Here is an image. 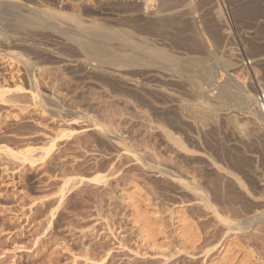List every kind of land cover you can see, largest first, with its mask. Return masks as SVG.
I'll list each match as a JSON object with an SVG mask.
<instances>
[{"label":"rangeland","instance_id":"374dc122","mask_svg":"<svg viewBox=\"0 0 264 264\" xmlns=\"http://www.w3.org/2000/svg\"><path fill=\"white\" fill-rule=\"evenodd\" d=\"M0 1L8 4L14 3L13 5L21 10L18 12L19 10L15 8L18 10L17 12L24 14L23 16H27L25 14L28 13L32 15L36 11H51L50 20L54 19L51 22H54L56 26L38 28L36 26L39 25L30 26L28 24L27 27L20 28L16 26L17 20H15L16 23L9 22L8 19L12 21L15 19L14 17L4 12L6 18L5 15L3 16V12H0L2 14H0V36L5 35L4 38L0 37V44L2 43L0 52L3 54H0V93L3 92L0 96V149H2L0 150V264H207V262L210 264L211 259H218V253L225 244L229 245V248H234H232V252H238L235 254L236 256L234 252H231L235 257L232 260V262H236L235 264H240L241 258L239 256L243 257L245 253L247 258L245 255V258L242 259L245 260L248 257L251 259V261L248 259L247 263L264 264V130L260 123H255L251 117H244V114L237 109L231 111L233 114L225 112L227 110L224 108L227 104H241V98H237L241 103L231 101V99H228L229 102L226 99L219 100L218 87L215 89L212 84L208 83V81L211 82V78L207 80V83L204 81V86L207 87V84H210L212 87L208 86L207 88H213L210 90L211 93L207 92L209 95L202 93V91L201 93L194 92L190 86L189 88L186 87L189 83H184L187 79L182 74L183 76L178 79L180 81L172 86L174 94L176 93L171 97L174 99L170 97L162 98V100L156 98L159 104L165 101L164 104H157L158 106L163 107L166 103H170L160 110L174 115L175 121H171L170 128L172 131H176L175 134L178 131L176 136L182 139L179 140L182 142L180 144L183 145L182 147L186 146V149H181L178 147L180 144H175L179 141L165 140L158 130L151 127L148 129V118L151 116L152 119H155L151 110L156 109V112L157 109L159 110L151 102L148 103V84L145 85L148 83V65L135 63L136 65L127 66L129 68L124 66L121 67L123 70L120 68L121 70L116 69V71L113 65H109V63L108 66L105 63L101 65L102 63L98 62L103 70L97 69L99 67L97 61L87 59L88 57L85 55L82 57L84 53L79 50L82 48L77 43L74 46L73 41L75 42V40H71L73 39L72 36L69 38L68 32L74 33V29L77 27L76 20H81L82 25H90L91 27L100 24L106 25L105 27L110 31L114 29V32H121V30L126 29L123 31L124 33L131 31L128 34L131 37L135 35L132 37L133 39L131 38L132 40L130 39L131 41L141 42L143 40V43L148 45L145 43L148 40V0ZM161 1H163L165 8L170 7L169 9H173L172 11L174 9L178 11L171 12L169 9V11H165L163 15L165 17L161 16L160 23L155 25L153 33L165 39L168 37L166 41L172 44L169 45L172 47L171 49L182 57L185 56L184 52H187L190 55L203 54L202 56L206 55L208 58L211 52L216 50L211 54L212 57H209L210 63L213 64L215 61V64L221 63L218 61L222 56L227 57L224 60L231 62L235 60L236 64H232V66L239 63L237 67L230 68L229 65L228 68L222 66L223 64H214V70L218 67L214 72L220 70L222 78L219 81L226 80L228 84H232L230 92L235 90L234 92H238L242 99L250 98V95L253 94L250 98L252 100L247 98V102L250 105L253 104L254 93L262 88L264 92V0H194L196 3L192 0L194 5L185 6L183 4L185 7H181V9L179 6L183 2H188L187 0H175V2L174 0H167V4L166 0ZM145 2L147 3L145 4ZM155 7L157 5L153 9H156ZM188 7H191L195 12ZM170 14H174V16ZM222 20L223 23H221ZM55 21H57L56 24ZM13 24H16L18 29ZM23 24L26 23H22L20 26L27 25ZM191 25H195L193 29L190 28ZM50 28L52 29L50 30ZM66 28H68L67 33L64 32ZM77 30L80 29H76V32H78ZM196 30L205 36L197 33ZM72 32H69L70 35ZM65 34H68L67 37ZM145 35L147 38L144 42ZM7 37L8 39L11 38L8 40ZM202 37L205 39L202 40ZM117 38L115 39L116 42L114 39H112L114 42L111 40L114 48H119L122 43L121 38H119L120 41L118 42L120 43L118 44ZM19 39L22 41L19 42ZM207 43L208 46L205 49ZM38 45L39 47H37ZM196 46L199 47V53L193 52ZM118 48L116 49L118 50ZM229 49L233 51L231 52ZM5 50L8 52L13 50L16 53H4L7 52ZM127 50H129L128 47H126ZM58 53L62 55L59 56ZM216 54L219 56L217 57ZM230 55L234 57L231 58ZM211 58L212 60H210ZM218 58L219 60H217ZM24 61L28 62V67ZM225 67L226 69H224ZM114 72L118 73L115 74ZM29 73L33 74L36 85L41 92L43 91L41 96L45 97H41V102L38 104H34L28 91H26L28 80L32 77ZM119 73L122 76L126 73L125 77L129 75L133 79L126 80L121 75L119 76ZM228 76L233 79H228ZM134 78L138 79L137 82ZM193 78L198 79V82L201 81L199 77ZM18 85H21L25 90H18ZM136 87L138 90L135 89ZM233 91L229 95L238 97L239 95ZM247 91L250 92V95ZM177 93L180 97H176ZM201 95L202 97L208 95V110L207 106L205 108L206 103L200 102ZM210 95H213V98ZM179 98H182L183 103ZM197 99L200 100L199 103ZM217 99L222 102L220 103ZM48 100L50 101L48 102ZM185 100L189 104L185 103ZM190 100L192 101L190 102ZM169 101L175 102L174 105ZM245 101L244 104L240 105V108L244 105L247 106ZM51 102L56 105H52ZM223 102L225 105L222 104ZM178 103L181 104V108L182 104H185L189 107L188 109L192 106L190 110L196 108V111H191L193 113L189 112L188 109L181 111L178 108L180 107ZM192 103L195 104L192 105ZM215 103V106L219 108L217 107L216 110L212 111L210 108H215L213 105ZM199 104L201 106L204 104V107ZM185 105L183 106L185 107ZM252 106L249 107L252 108ZM217 111H220L219 114ZM178 112L181 114H177ZM196 112H200V114L198 115ZM207 112L209 117L206 115ZM211 113L215 115H211ZM184 114L187 118L184 117ZM228 116L231 121V116L233 118L237 116V120L234 119L229 122ZM235 120L241 121L240 123H244L246 120L249 122L246 121L244 126H238L237 123L233 126ZM192 122H194L195 127L192 126ZM94 123L97 126L93 125ZM239 127L242 129L237 131ZM59 128H63L71 134L67 138L64 136L55 140V146L49 154L50 156L48 155L49 157L37 159L39 146H45L49 137L54 136V132ZM150 130H153V133L152 131L149 132ZM191 133L193 135L199 133L197 135L200 138H197V135L195 138ZM172 141L175 142L172 143ZM123 144L128 146L127 149L130 151H124ZM28 145L29 148H37L32 153L33 159L35 158L33 164L22 163L4 152L7 147L19 150L24 149V147L28 148ZM131 153L139 158H135ZM218 166L220 167L218 168ZM180 167L181 169H176ZM175 173L182 175V178H189V181L190 177L191 180L192 177L194 178L192 181H198L196 183H200V186L206 190L204 196L210 200L209 203H212L219 213L230 218L229 224H223L222 221L218 220L212 210H207L204 201L195 196L196 194H191L190 189L186 191L181 183L178 184L172 180L171 175ZM93 175L98 177V182L86 180ZM67 179V183H64ZM126 185H135L140 195L143 194L141 197L147 205L148 216H150V221H154L155 232L157 231L156 236H154L155 245H150L147 243L148 241L141 239L136 226L128 218L129 215L127 214L130 209L123 200H120L121 188L127 187ZM60 188L63 189L62 195ZM249 194L254 197H250ZM177 209L178 213H176ZM180 212L185 214L183 216L190 221L193 228L195 227L194 230L196 229L197 236L200 238L191 250L186 249L190 254L178 251L180 242L175 235L173 213L181 215ZM234 223L236 227L240 226L236 228ZM227 230L231 231L228 232ZM206 250L207 254H204ZM218 250L219 252H217ZM248 254H252L254 259Z\"/></svg>","mask_w":264,"mask_h":264},{"label":"bare ground","instance_id":"6f19581e","mask_svg":"<svg viewBox=\"0 0 264 264\" xmlns=\"http://www.w3.org/2000/svg\"><path fill=\"white\" fill-rule=\"evenodd\" d=\"M177 1V0H176ZM186 1V0H185ZM188 2H190V3H188V2H180V3H182L181 4V6H179L180 7V9H181V7L183 8V7H185L186 5H194L191 1L192 0H187ZM194 1V0H193ZM257 1V0H256ZM174 2H175V0H174ZM195 2V1H194ZM147 2H145V4H146ZM169 3V2H168ZM172 3V2H171ZM186 3H188V4H186ZM196 3V2H195ZM199 3V2H198ZM208 3V2H207ZM216 3H217V1H216ZM215 3V4H216ZM14 4V3H13ZM13 4H8V3H6V2H1L0 1V12H3V16L5 15V14H9L10 16H12V17H14L15 19H13L12 21L10 20V19H8L9 20V22L11 23V22H13V23H16L15 22V20H17L18 21V23H17V25L16 26H19L20 28L21 27H27L28 26V24L30 25V26H36V25H39V26H36V27H43V28H45V27H51V26H53L54 25V22H51V21H54V19H53V17H52V19L53 20H50L51 19V16H52V13H51V11H44L43 9H41V10H43V11H34L35 13H33L32 15H30L29 13L28 14H25V15H27V16H23L22 15V13H18V12H20L21 10H19L17 7H16V5H13ZM164 4H165V2H164ZM166 4H167V0H166ZM170 4V3H169ZM176 4V3H175ZM175 4L173 5V6H175ZM177 4H179V3H177ZM183 4H185V6L183 5ZM224 4V3H223ZM264 4V3H263ZM144 5V4H143ZM153 5V6H152ZM155 5H157V7H155L156 9H153L154 8V6ZM183 5V6H182ZM206 5V4H205ZM150 6H152V7H150ZM165 5H163V1H161V0H148V42L146 41L145 42V39L147 38L146 37V35L143 37L144 38V42L145 43H148V45L146 44H144L143 43V40L141 41V42H137L136 41V39H135V41L136 42H134V40L133 41H131L133 38V36H135V35H133L132 37L130 36V34H128L129 32H131V31H129L128 33H124L123 31H125L124 29L123 30H121V32H123V33H121V32H119V31H117V32H114V29L112 30V31H110L107 27H105V26H103V25H101L100 23V25H92L93 27H91L90 25L88 26H86V25H82L81 23V20H76L77 21V23H75V24H77V27L74 29V33L72 32V31H69L70 33L72 32V34L70 35V33L68 32V34H69V38H70V36H72L73 37V39H71L72 41L73 40H75V42L73 41V43H74V46H75V43H77L82 49H79V50H82V52L84 53L83 54V56L82 57H84V55L85 56H87L88 58L87 59H95L96 61H97V64H98V62H100V63H102L101 65H103L104 63L105 64H107V66H108V63H109V65L111 64V65H113L114 67H115V70L117 69H119V70H121L122 68L121 67H124L125 66V68H129V67H127V66H129V65H134L135 63H140L139 65H148V83H146L145 85L147 86V84H148V103L149 102H151V104H153L154 106H156L157 108H159V110L157 109V112H156V109L155 110H151V111H153V116H155V119H152L151 118V116L149 115V113H148V116H150L149 118H148V129H149V127H151L152 129H154V130H158L159 132H161V134L163 135V139L165 138V140H175V141H181L182 139L179 137V136H176L177 135V133H178V131H177V133L175 134V132L176 131H172V129L170 128V126H171V121L172 120H174L175 121V117H174V115H171L170 113H167V112H165L164 110H160V109H162L163 107H165L167 104H170V103H166V105H164L163 107L162 106H158V105H160V104H164L165 103V101H163L164 103H160L159 104V102L158 101H156V98H159V99H161L162 100V98H167V97H172L173 95H175L174 94V88L172 87V86H174V85H176V83H177V81H180V80H178V79H180V77L181 76H183L184 75V77H186L185 79H187L184 83H186V82H188L189 83V85L187 86L186 85V87H188L189 88V86L191 87V89H193V91L195 92V91H198V93L200 92L201 93V91H202V93L204 92L205 94L208 92H210L211 93V91L210 90H213V88H217L218 87V94L217 95H219V97H220V99L219 100H228V99H231V101L233 100V101H239V100H237V98H241V100H242V103L244 104V101L248 98H246L245 100L244 99H242V96H240V94H238V92L236 93V92H234L233 90H231V92L233 91V93H236V94H238L239 96L238 97H236L235 98V96L233 97V95H229V94H231V92H230V86L232 87V84L230 85V84H228V81H226V80H224L223 82H220L219 80L222 78V74H221V72H220V70H219V72H214V71H216L217 70V68H216V70H214L213 69V65L215 64V62L212 64V63H210L209 62V57L211 56V54L212 53H214V52H211L210 50V52H211V54L209 53V51H208V53L210 54L209 55V57L207 58V56L205 55V56H202V55H200V54H197V55H195V54H187V52L185 53L184 52V54H185V56H179L178 54H176L175 52L176 51H173L171 48V46H169L171 43L169 42L168 43V41H166V39L168 38H164V37H158V36H156L154 33H153V31H154V28H155V25L160 21V19L162 18L161 16H163L164 15V13H165V11H171V12H175V11H178V10H175L174 9V11H172L171 9H169V8H165L164 7ZM177 6V5H176ZM197 6V5H196ZM212 6V5H211ZM206 7V6H205ZM209 7V6H208ZM231 7V6H230ZM15 8H17L18 10H16ZM20 8V7H19ZM146 8V7H145ZM175 8V7H174ZM177 8V7H176ZM189 8V7H188ZM191 8V7H190ZM189 8V9H190ZM203 8V7H202ZM25 9V8H24ZM169 9V10H168ZM188 9V10H189ZM220 9V8H219ZM33 10V9H32ZM140 10V9H139ZM146 10V9H145ZM184 10V9H183ZM187 10V9H186ZM191 10L192 11H194L192 8H191ZM191 10H189V11H191ZM202 10V9H201ZM208 10V9H207ZM215 10V9H214ZM18 11V12H17ZM134 11V10H133ZM144 11V10H143ZM191 11V12H192ZM212 11V10H211ZM4 12H6L5 14H4ZM170 12V13H171ZM188 12V11H187ZM195 12V11H194ZM194 12H192V14L194 13ZM199 12V11H198ZM214 12V11H213ZM219 12V11H218ZM117 13V12H116ZM128 13V12H127ZM168 13V12H167ZM166 13V14H167ZM183 13V12H182ZM190 13V12H189ZM197 13V12H196ZM200 13V12H199ZM1 14V13H0ZM21 14V15H20ZM72 14V13H71ZM71 14L69 15L68 14V16H71ZM129 14V13H128ZM165 14V15H166ZM178 14H181V13H179L178 12ZM187 14V13H186ZM185 14V15H186ZM192 14L190 15L191 17H192ZM205 14V13H204ZM2 15V14H1ZM54 15V14H53ZM56 15V14H55ZM91 15V14H90ZM121 15V14H120ZM132 15V14H131ZM171 16H174V14L172 15V14H170ZM182 15V14H181ZM189 15V14H188ZM193 15H195V14H193ZM215 15V14H214ZM6 16V15H5ZM145 16V15H144ZM167 16V15H166ZM169 16V15H168ZM171 16H169V17H171ZM176 16V15H175ZM216 16V15H215ZM222 16V15H221ZM1 17V16H0ZM9 17V16H8ZM163 17H165V16H163ZM168 17V18H169ZM177 17V16H176ZM183 17H186V16H183ZM219 17V16H218ZM6 18H7V16H6ZM10 18V17H9ZM180 18H182V17H180ZM179 18V19H180ZM193 18H195L194 16H193ZM203 18V17H202ZM205 18V17H204ZM220 18V17H219ZM68 19V18H67ZM71 19V18H70ZM74 19V18H73ZM94 19V18H93ZM188 19V18H187ZM192 19V18H191ZM90 20V19H89ZM167 20H169V19H167ZM178 20V19H177ZM198 20V19H197ZM196 20V21H197ZM226 20V19H225ZM260 20V19H259ZM7 21V20H6ZM73 21H75V20H73ZM165 21V20H164ZM191 21V20H190ZM194 21V20H193ZM193 21H192V24H193ZM199 21V20H198ZM210 21V20H209ZM217 21V20H216ZM227 21V20H226ZM262 21V20H261ZM8 22V23H9ZM19 22H21V23H19ZM56 22L57 21H55V24H56ZM60 22V21H59ZM93 22V21H92ZM180 22V21H179ZM188 22V21H187ZM218 22V21H217ZM220 22V21H219ZM249 22V21H248ZM22 23H26V24H23V25H26V26H20V24H22ZM63 23V22H62ZM84 23V22H83ZM89 23V22H88ZM160 23V22H159ZM195 23V22H194ZM198 23V22H197ZM209 23V22H208ZM214 23V22H213ZM221 23H223V20L221 21ZM220 23V24H221ZM225 23V22H224ZM1 24H2V22H1ZM58 24V23H57ZM74 24V23H73ZM139 24V23H138ZM165 23H163V25H164ZM170 24V23H169ZM183 24V23H182ZM203 24V23H202ZM217 24V23H216ZM5 25H6V23H5ZM9 25V24H8ZM14 25V24H13ZM13 25H11V26H13ZM14 25V26H15ZM166 25V24H165ZM187 25H189V24H187ZM228 25V24H227ZM240 25V24H239ZM10 26V27H11ZM15 26V27H16ZM29 26V27H30ZM58 27H59V25H57ZM146 26V25H145ZM158 26V25H157ZM169 26V25H168ZM173 26H175V25H173ZM180 26V25H179ZM184 26V25H183ZM192 26V25H191ZM190 26V28H192L193 29V27L195 26V25H193L192 27ZM206 26V25H205ZM5 27V26H4ZM9 27V26H8ZM9 27V28H10ZM36 27H34V28H36ZM54 27H56L55 25H54ZM57 27V28H58ZM61 27V26H60ZM111 26H109V28H110ZM140 27V26H139ZM144 27V26H143ZM161 27V26H160ZM214 27V26H213ZM237 27V26H236ZM63 28V27H62ZM61 28V29H62ZM80 29L78 32H76V29ZM120 28V27H119ZM169 28V27H168ZM167 28V29H168ZM182 28V27H181ZM187 28V27H186ZM212 28V27H211ZM221 28V27H220ZM224 28V27H223ZM228 28V27H227ZM16 29H18L17 27H16ZM37 29V28H36ZM52 28H50V30H51ZM68 28H66V30H64V32L65 33H67V30ZM110 31H108V30ZM111 29V28H110ZM165 29V28H164ZM194 29H196V28H194ZM198 29V28H197ZM5 30V29H4ZM3 30V31H4ZM20 30V29H19ZM24 30V29H23ZM29 30V29H28ZM38 30V29H37ZM55 30V29H54ZM63 30V29H62ZM72 30V29H71ZM140 30V29H139ZM170 30V29H169ZM201 30V29H200ZM199 30V31H200ZM217 30V29H216ZM2 31V30H1ZM53 31V30H52ZM59 31V30H58ZM116 31V30H115ZM156 31V30H155ZM171 31V30H170ZM173 31V30H172ZM192 32H193V30H191ZM202 31V30H201ZM204 31V30H203ZM223 31V30H222ZM228 31V30H227ZM243 31V30H242ZM24 32V31H23ZM141 32V31H140ZM157 32H158V30H157ZM166 32H168V31H166ZM176 32V31H175ZM179 32V31H178ZM188 32V31H187ZM196 32H197V30H196ZM229 32V31H228ZM57 33V32H56ZM60 33H62V31H60ZM174 33V32H173ZM180 33V32H179ZM189 33V32H188ZM197 33H201V32H197ZM68 34H65V36L66 35H68ZM134 34V33H133ZM175 34V33H174ZM187 34V33H186ZM190 34H193V33H190ZM198 34V35H199ZM15 35H17V34H15ZM158 35V34H157ZM161 35V34H160ZM176 35V34H175ZM194 35V34H193ZM201 35H204V34H202L201 33ZM231 35V34H230ZM2 36V35H1ZM0 36V37H1ZM5 36V35H4ZM4 36H2L3 38H4ZM7 36V35H6ZM11 36V35H10ZM13 36V35H12ZM18 36V35H17ZM120 36V37H119ZM168 36V35H167ZM188 36V35H187ZM200 36V35H199ZM198 36V37H199ZM205 36V35H204ZM207 36V35H206ZM210 36V35H209ZM227 36V35H226ZM1 37V38H2ZM9 37V36H8ZM8 37H7V39H8ZM67 37V36H66ZM117 37H119V38H121V44H120V46H119V48H121V49H119L118 47H116V48H118V50L116 49V48H114V44L113 43H111V40L112 39H114V41L116 42V38ZM141 37V36H140ZM169 37H172V36H169ZM174 37V36H173ZM191 37V36H190ZM195 37H197V36H195ZM224 37V36H223ZM1 38H0V41H1ZM11 38V37H10ZM9 38V39H10ZM13 38H15V37H13ZM65 38V37H64ZM119 38H117L118 40H117V42L118 41H120L119 40ZM132 38V39H131ZM179 38V37H178ZM187 38V37H186ZM194 38V37H193ZM263 38V37H262ZM8 39V40H9ZM16 39V38H15ZM21 39V38H20ZM19 39V42L20 41H22V40H20ZM30 39V38H29ZM131 39V40H130ZM142 39V38H141ZM180 39V38H179ZM196 39V38H195ZM198 39V38H197ZM200 40H201V37L199 38ZM205 39V38H204ZM203 39V37H202V40H204ZM207 39H208V37H207ZM206 39V40H207ZM4 40V39H3ZM6 40V39H5ZM7 40V41H8ZM68 40H70V39H68ZM177 40V39H176ZM191 40V39H190ZM193 40V39H192ZM200 40H198L199 42H200ZM212 40V39H211ZM253 40V39H252ZM261 40V39H260ZM259 40V41H260ZM16 41V40H15ZM25 41V43H26V40H24ZM113 41V40H112ZM113 41V42H114ZM209 41V40H208ZM3 42V41H2ZM17 42V41H16ZM28 42H30L29 40H28ZM175 42H177V41H175ZM190 42V41H189ZM188 42V43H189ZM194 42H196V41H194ZM206 42V41H205ZM234 42V41H233ZM6 43H8V42H6ZM5 43V45H7ZM70 43H71V41H70ZM120 42H118V44H119ZM209 43V42H208ZM208 43H207V45H205V49H206V47L208 46ZM212 43V42H211ZM2 44V43H1ZM0 44V45H1ZM4 44V43H3ZM31 44V43H30ZM76 44V45H77ZM113 44V45H112ZM201 44V43H200ZM203 44H204V42H203ZM202 44V45H203ZM206 44V43H205ZM215 44V43H214ZM35 45V44H34ZM172 45V44H171ZM176 45V44H175ZM182 45V44H181ZM195 45V44H194ZM201 45V46H202ZM223 45V44H222ZM2 46V45H1ZM8 46V45H7ZM9 46H10V44H9ZM125 46V48H122V47H124ZM211 46V45H210ZM225 46V45H224ZM37 47H39V45L37 46ZM126 47H128V49L129 50H127L126 51ZM187 47V46H186ZM189 47H190V45H189ZM193 47V46H192ZM203 47V46H202ZM30 48V47H29ZM49 48V47H48ZM47 48V49H48ZM76 48H78V46H76ZM183 48V47H182ZM195 48V47H194ZM198 46H196V48L193 50V52H198L199 53V50H198ZM209 48V47H208ZM207 48V49H208ZM43 49V48H42ZM190 49V48H189ZM216 49H217V47H216ZM225 49V48H224ZM8 50V49H7ZM7 50H5V51H7ZM10 50V49H9ZM75 50H77V49H75ZM174 50H176V49H174ZM178 50H180V49H178ZM177 50V51H178ZM182 50V49H181ZM198 50V51H197ZM213 50V49H212ZM223 50V49H222ZM230 50V49H229ZM228 50V51H229ZM46 51V50H45ZM129 51V52H128ZM139 51V52H138ZM183 51H186V50H183ZM182 51V52H183ZM226 51V50H225ZM231 52L233 51V50H230ZM4 52V51H3ZM81 52V51H80ZM180 52V51H179ZM190 52H191V50H190ZM220 52V51H219ZM224 52V51H223ZM4 53H8V54H15L16 52H13V50H11L10 52H4ZM47 53V52H46ZM56 53V52H55ZM145 53V54H144ZM147 53V54H146ZM206 53V52H205ZM226 53V52H225ZM228 53V52H227ZM237 53V52H236ZM0 54H1V52H0ZM40 54V53H39ZM59 54V53H58ZM58 54H56V55H58ZM180 54V53H179ZM207 54V53H206ZM235 54V53H234ZM238 54V53H237ZM1 55H3V54H1ZM17 55H18V53H17ZM60 55H62L61 53L59 54V56ZM199 55V56H198ZM208 55V54H207ZM217 55V54H216ZM227 55V54H226ZM232 55V54H231ZM230 55V56H231ZM219 55H217V57H218ZM229 56V55H228ZM239 56V55H238ZM16 57V56H15ZM212 57V56H211ZM223 57V56H222ZM221 57V59L219 60V58L217 59V60H219L218 62H221V63H218L219 65L220 64H223L222 66H226V67H228L229 65H230V68L231 67H234V66H238V64L237 65H233L232 66V64H236V61H235V63H233V62H231L230 60H224V59H227V57L225 58V57H223L222 58ZM232 57H234V56H231V58ZM262 57V56H261ZM264 57V56H263ZM215 58V57H214ZM229 58V57H228ZM230 58V59H231ZM235 58H237V57H235ZM240 58H242V57H240ZM255 58V57H254ZM256 58H257V56H256ZM83 59V58H82ZM84 59H86V58H84ZM249 59V58H248ZM252 59V58H251ZM22 60V59H21ZM210 60H212V58L210 59ZM240 60V59H239ZM257 60V59H256ZM92 61V60H91ZM243 61V60H242ZM241 61V62H242ZM26 64L25 65H27V67H28V62L27 61H24ZM66 62V61H65ZM70 62V61H69ZM74 62V61H73ZM73 62H72V64H73ZM88 62V61H87ZM93 62V61H92ZM253 62V61H252ZM255 62V61H254ZM19 63V62H18ZM63 63V62H62ZM99 63V64H100ZM86 64V63H85ZM98 64V65H99ZM217 63L215 64V65H218ZM136 65V64H135ZM138 65V64H137ZM242 65V64H241ZM106 66V65H105ZM106 66V67H107ZM113 66H112V68H113ZM246 66V65H245ZM244 66V67H245ZM35 67V66H34ZM91 67H92V65H91ZM90 67V68H91ZM130 67H132V66H130ZM137 67V66H136ZM226 67L224 68V69H226ZM255 67V66H254ZM94 68V67H93ZM98 68H100V69H102L101 67H100V65H99V67H97V69ZM105 68V67H104ZM111 68V67H110ZM121 68V69H120ZM214 68H215V66H214ZM221 68V67H220ZM219 68V69H220ZM229 68V67H228ZM24 69V68H23ZM75 69V68H74ZM235 69V68H234ZM237 69V68H236ZM103 70V69H102ZM106 70V69H105ZM116 70V71H117ZM123 70V69H122ZM127 70V69H126ZM125 70V71H126ZM137 70V69H136ZM221 70H223V69H221ZM98 71V70H97ZM96 71V72H97ZM233 71V70H232ZM30 72V71H29ZM102 72V71H101ZM105 72V71H104ZM109 72V71H108ZM115 74H117L118 72H114ZM137 73V72H136ZM215 73V74H214ZM30 74V73H29ZM114 74V75H115ZM126 74V73H125ZM125 74H123V76L119 73L118 75L120 76H122V77H124L126 80L127 79H129V80H132L133 79V77L132 78H130V76L128 75V77H127V75H126V77H125ZM147 74V73H146ZM183 74V75H182ZM249 74V73H248ZM28 75V74H27ZM31 75V74H30ZM108 75V74H107ZM111 75H112V73H111ZM110 75V76H111ZM186 75V76H185ZM32 76V77H31ZM30 77V79L28 80V84L26 85L27 86V89H26V91H28V94H29V96H30V98L33 100V102H34V104L36 103V104H38V103H40L41 102V95H42V92H41V90H40V88L36 85L37 83H36V79H35V77L33 76V74L31 75ZM118 76V77H119ZM193 77H199V79H201V81L199 80V82L196 80V79H194ZM226 77V76H225ZM246 77H248V76H246ZM121 78V77H120ZM123 78V79H124ZM137 78V77H136ZM210 78L212 79L211 80V82H209L208 81V83H210V84H212V86H213V88H210V87H212V86H210V84L208 85L207 84V87L208 86H210L209 88H207L206 86H204V84H205V82L204 81H206V83H207V80H210ZM28 79V78H27ZM135 79V78H134ZM194 79V80H193ZM227 79V78H226ZM228 79H233V78H229V76H228ZM259 79V78H258ZM18 80V79H17ZM117 80V79H116ZM126 80H124V81H126ZM137 80L138 79H135V81L137 82ZM245 80V79H244ZM123 81V80H122ZM142 81V80H141ZM193 81H197V82H193ZM203 81V82H202ZM232 81V80H231ZM100 82V81H99ZM126 82H128V81H126ZM129 82H131V81H129ZM133 82V81H132ZM135 82V83H136ZM147 82V81H146ZM230 82V81H229ZM235 82H236V80H235ZM139 83H141L140 81H139ZM144 83V82H143ZM180 83H183V82H180ZM126 84V83H125ZM133 84V83H132ZM137 84V83H136ZM136 84H135V86H136ZM249 84V83H248ZM253 84V83H252ZM137 85H140V84H137ZM145 85H144V87H145ZM120 86V85H119ZM239 86V85H238ZM261 86V85H260ZM264 86V85H263ZM129 87V86H128ZM143 87V88H144ZM185 87V88H186ZM236 87V86H235ZM234 87V88H235ZM254 87V86H253ZM107 88V87H106ZM146 88V87H145ZM177 88V87H176ZM215 88V89H216ZM240 88V87H239ZM244 88V87H243ZM17 89L18 90H23L24 88L23 87H21V85L19 86L18 85V87H17ZM108 89V88H107ZM136 90H138V88L136 87L135 88ZM190 89V90H191ZM246 89V88H245ZM244 89V90H245ZM253 89H255V88H253ZM259 89V88H258ZM263 89V88H262ZM262 89H260L261 91H262ZM10 90V89H9ZM17 90V91H18ZM25 90V89H24ZM176 90V89H175ZM242 90V89H241ZM16 91V90H15ZM179 91H180V89H179ZM178 91V92H179ZM184 91V90H183ZM238 91V90H237ZM5 92V91H4ZM228 92H230V93H228ZM248 92V95H250L249 93V91H247ZM3 93V92H2ZM2 93H0V96H1V94ZM117 93V92H116ZM141 93V92H140ZM185 93V92H184ZM197 93V94H198ZM207 93V94H208ZM194 94V93H193ZM236 94H234V95H236ZM244 94H246V93H244ZM185 95V94H184ZM209 95V94H208ZM208 95H206V97L208 96ZM215 95V94H214ZM247 95V94H246ZM246 95H245V97H246ZM253 95V94H252ZM252 95H250V98L252 97ZM177 96H179L180 97V95H178V93H177V95H176V97ZM199 96V95H198ZM211 96V95H210ZM213 96V95H212ZM211 96V97H212ZM183 97V96H182ZM201 97H202V95H201ZM200 97V98H201ZM206 97H205V95H203V97H202V99H200L199 97V99L201 100H198L197 99V101H198V103H199V101L200 102H203L204 104H205V108H206V106L209 104H207V101L209 100V98L207 97V99H206ZM210 97V98H211ZM215 97V96H214ZM219 97H215V98H219ZM244 97V98H245ZM42 98H45V97H42ZM47 98V97H46ZM170 98H169V100H170ZM184 99H185V97H183ZM206 100H205V99ZM213 98V97H212ZM250 98H248V99H250ZM171 99H174V98H171ZM176 99V98H175ZM180 100L182 99V98H179ZM194 99V98H193ZM248 99L245 101V102H247L248 101ZM50 100H52V99H50ZM50 100H48V102L50 101ZM56 100V99H55ZM54 100V101H55ZM176 100H178V99H176ZM187 100V99H186ZM185 100V103H187V104H189L187 101ZM218 100V99H217ZM218 100V101H219ZM250 100H252V99H250ZM44 101V100H43ZM183 100H181V103H183L182 102ZM192 100H190V102H191ZM195 101V100H194ZM221 101V102H222ZM230 100H228V102H229ZM32 102V103H33ZM53 102V101H52ZM51 102V103H52ZM92 102V101H91ZM169 102H172V101H169ZM176 102H179V101H176ZM216 102V101H215ZM220 102V101H219ZM220 102V103H221ZM250 102V101H249ZM252 102V101H251ZM44 103V102H43ZM43 103H41L42 105H43ZM54 103V102H53ZM52 103V105H56V104H53ZM156 103V104H155ZM175 103V102H174ZM174 103L172 102L171 104H173L174 105ZM180 103V102H179ZM178 103V105L180 106L181 104H179ZM197 103V102H196ZM198 103H197V105H198ZM219 103V104H220ZM239 103H241V101H239ZM242 103L241 104H227V106L224 108L225 110H227V111H225V112H231V111H234V110H239V111H241V113L242 114H244L243 116L244 117H251L252 119H254V121H255V123H260V116H259V114L257 113V111L254 109V107L252 106V108L251 107H249V106H251V105H253L252 103H251V105H250V103H248L247 102V106H241V108H240V105H242ZM45 104V103H44ZM49 104V103H48ZM158 104V105H157ZM195 103H192V105H194ZM204 104H203V106H201V104H199L201 107H204ZM223 105H225V102H223L222 103ZM246 104V103H245ZM183 105H185V104H182V108H181V106L180 107H178L179 108V110H187L189 107L188 106H186L185 105V107L183 106ZM191 105V104H190ZM214 106L216 105V103L215 104H213ZM221 105V104H220ZM45 106H46V104H45ZM135 106V105H134ZM150 106V105H149ZM44 107V106H43ZM191 108H192V106H190ZM196 107V106H195ZM200 107V108H201ZM208 107V106H207ZM210 107H213V106H210ZM218 107V106H217ZM216 106H215V108L213 107V108H210L212 111L215 109L216 110V108H217ZM221 107H222V109H223V106L221 105ZM45 108V107H44ZM172 108H174V107H172ZM190 108V109H191ZM219 108V107H218ZM53 109V108H52ZM59 109V108H58ZM63 109H65V108H63ZM170 109V108H169ZM190 109H188V111L190 110ZM209 109V107L207 108V110ZM57 110V109H56ZM168 110V109H167ZM202 110V109H201ZM200 110V111H201ZM220 110V109H219ZM176 111H177V109H176ZM175 111V112H176ZM180 111V112H181ZM187 111V112H188ZM191 111H196V108L194 109V110H190L189 112H191ZM199 111V110H198ZM203 111H204V108H203ZM205 111H206V109H205ZM210 111V110H209ZM46 112V111H45ZM149 112H150V110H149ZM186 112V111H185ZM216 112V111H215ZM218 112H220V111H217V113ZM223 112V111H222ZM238 112V111H237ZM152 113V112H151ZM182 113V112H181ZM181 113H177V114H181ZM191 113H193V112H191ZM196 113H198V112H196ZM205 113V112H204ZM203 113V114H204ZM214 113V112H213ZM213 113H211V115H215V114H213ZM232 113V112H231ZM240 113V112H239ZM238 113V114H239ZM200 114V112L198 113V115ZM202 114V115H203ZM219 114V113H218ZM223 114H225V113H223ZM228 114V113H227ZM233 114V113H232ZM185 115V114H184ZM189 115H191L190 113H189ZM188 115V116H189ZM196 115V114H195ZM205 115V114H204ZM207 116H208V112H207V114H206ZM235 115V114H234ZM181 116V118H182V115H180ZM192 116H193V114H192ZM207 116L205 117V119L207 118ZM185 118H187L186 117V115L184 116ZM204 117V116H203ZM202 117V118H203ZM209 117V116H208ZM211 117V116H210ZM229 117V116H228ZM232 117V121L234 120V119H236L237 118V116H235L236 118H233V116H231ZM243 117V118H244ZM189 119L191 118V117H188ZM230 118V117H229ZM227 119L226 117H225V119H227V120H230L229 122H232L231 121V118L230 119ZM177 119V118H176ZM188 119V120H189ZM193 119H194V117H193ZM213 119H214V117H213ZM219 119V118H218ZM241 119V118H240ZM237 120V119H236ZM235 120V121H236ZM251 120V119H250ZM67 121V120H66ZM92 121V120H91ZM178 121V120H177ZM181 121H182V119H181ZM184 121V120H183ZM206 121V120H205ZM233 122L234 124H233V126H235V123H237V125L239 126V125H242V126H244V125H246V121L244 122V120H243V122L245 123H240V122H238V121H236V122ZM194 122H196V121H194ZM194 122H192L193 123V127H195L194 125ZM197 122H198V119H197ZM212 122H214V121H212ZM249 121H247V123H248ZM97 123V122H96ZM96 123H94L93 125H96ZM200 123V122H199ZM175 124H178V123H175ZM181 124V123H180ZM207 124V123H206ZM209 124H210V122H209ZM226 124V123H225ZM230 124V123H229ZM251 124V123H250ZM213 125H215V124H213ZM256 125V124H255ZM97 126V125H96ZM200 126H202V125H200ZM237 126V127H238ZM181 127V126H180ZM179 127V128H180ZM203 127V126H202ZM232 127V126H231ZM236 127V128H237ZM253 127V126H252ZM259 127V126H258ZM150 128V129H151ZM188 128V127H187ZM201 128V127H200ZM205 128V127H204ZM227 128V127H226ZM234 128V127H233ZM242 129V127H239L238 128V130L237 131H239V129ZM249 128V127H248ZM245 129V128H244ZM251 129V128H250ZM261 129V128H260ZM182 130V129H181ZM195 130H196V128H195ZM202 130V129H201ZM205 130V129H204ZM258 130V129H257ZM152 131V133H153V130H150L149 132H151ZM180 131V130H179ZM194 131V130H193ZM237 131H236V134H237ZM241 131V130H240ZM255 131V130H254ZM74 132V131H73ZM102 132V131H101ZM155 132V131H154ZM187 132H188V130H187ZM197 132V131H196ZM258 132H259V130H258ZM107 133V132H106ZM246 133V132H245ZM244 133V134H245ZM71 133L70 132H66V130L65 129H63V128H59V129H57L55 132H54V136H51V137H49V139H48V142L46 143V145L44 146H39V148H38V150H39V154H38V158L37 159H45L50 153H51V151H52V149L54 148V146H55V140L57 139V138H60L61 139V137H64V136H66V138H67V136H69ZM108 134V133H107ZM111 134V133H110ZM160 134V133H159ZM182 134V133H181ZM192 134V136H194L195 138H196V135L197 134H199V133H197L196 135H193V133H191ZM203 134V133H202ZM255 134V133H254ZM201 135V134H200ZM242 135V134H241ZM106 136V135H105ZM181 136V135H180ZM191 136V135H190ZM221 136V135H220ZM182 137V136H181ZM199 137V135H197V138ZM247 137H248V135H247ZM118 138V137H117ZM160 138V137H159ZM192 138V137H191ZM200 138V137H199ZM206 138V137H205ZM245 138V137H244ZM254 138V137H253ZM119 139V138H118ZM186 139V138H185ZM194 139V138H193ZM241 139V138H240ZM243 139V138H242ZM241 139V140H242ZM111 140H113V139H111ZM200 140V139H199ZM174 141V142H175ZM175 142V144L177 143V144H182V142ZM115 142V141H114ZM173 141H172V143H174ZM199 142V141H198ZM202 142V141H201ZM118 143V142H117ZM129 143V142H128ZM132 143V142H131ZM211 143V142H210ZM229 143V142H228ZM240 143V142H239ZM176 144V145H177ZM180 144V146L178 145V147H181V149L182 148H185L186 149V146H184V147H182L183 145H181ZM194 144V143H193ZM192 144V145H193ZM236 144V143H235ZM122 145V144H121ZM124 145V144H123ZM190 145V144H189ZM200 145V144H199ZM125 146V145H124ZM122 147V148H124V151L126 150V151H130V150H128L127 149V147L125 146V147ZM174 146V145H173ZM3 147V146H2ZM225 147V146H224ZM33 148V147H32ZM32 148H29V145H28V148H26V147H24V149H17V150H13V149H11V148H9V147H7V148H5L4 149V147H3V149H4V152L6 153V154H8V156H10V157H12L13 159H17V160H20V162H22V163H25V162H28V164H33V162L35 163V158L33 159V157H32V153H33V151L35 150L36 151V149L34 148V149H32ZM176 148V147H175ZM221 148V147H220ZM240 149V148H239ZM0 150H2V149H0ZM116 150V149H115ZM132 150V149H131ZM188 150V149H187ZM192 150V149H191ZM183 151H185V150H183ZM195 152H197L196 150H194ZM194 151H192V152H194ZM205 151V150H204ZM223 151V150H222ZM1 152H3V151H1ZM3 152V153H4ZM134 152V151H133ZM188 152V151H187ZM200 153V152H199ZM131 154H133V153H131ZM191 154V153H190ZM219 154V153H218ZM253 154V153H252ZM177 155V154H176ZM203 155H206V154H203ZM34 156V155H33ZM50 156V155H49ZM48 156V157H49ZM133 156H135V154H133ZM138 156V155H137ZM201 156V155H200ZM210 156V155H209ZM225 156V155H224ZM35 157V156H34ZM134 158V157H133ZM132 158V159H133ZM135 158H137L136 156H135ZM134 158V159H135ZM139 158V157H138ZM137 158V159H138ZM155 158V157H154ZM174 158V157H173ZM177 158V157H176ZM220 158V157H219ZM209 159V158H208ZM207 159V160H208ZM210 159H213V158H210ZM163 160V159H162ZM169 160V159H168ZM175 160H177V159H175ZM139 162V161H138ZM177 162V161H176ZM214 162V161H213ZM212 162V163H213ZM49 163V162H48ZM144 163V162H143ZM172 163V162H171ZM180 164H182V163H180ZM197 164V163H196ZM112 165V164H111ZM146 165V164H145ZM151 165V164H150ZM169 165V164H168ZM212 165V164H211ZM216 165V164H215ZM218 165H220L219 163H218ZM152 166V165H151ZM151 166H149V167H151ZM178 166H179V163H178ZM181 166V165H180ZM192 166V165H191ZM214 166V165H213ZM143 167V166H142ZM158 168H159V166H157ZM156 167V168H157ZM164 167V166H163ZM220 166H218V168H219ZM222 167V166H221ZM164 170H165V168H163ZM162 169V170H163ZM175 169V168H174ZM176 169H181V167L180 168H176ZM221 169V168H220ZM219 169V170H220ZM157 170H159V169H157ZM166 170H168L167 168H166ZM170 170V169H169ZM222 172L224 173V169H223V167H222ZM229 170V169H228ZM256 170V169H255ZM261 170V169H260ZM160 171V170H159ZM172 171V170H171ZM158 172V171H157ZM162 173H164L163 171H161ZM160 172V173H161ZM176 172V171H175ZM179 172H180V170H179ZM195 172V171H194ZM211 172V171H210ZM161 173V174H162ZM170 173V172H169ZM173 173V172H172ZM187 173H189V172H187ZM227 173H228V171H227ZM227 173H226V175H227ZM179 174V173H178ZM178 174H172L171 176L173 177L172 178V180H175L176 181V183H178V184H182V187L184 186V189L186 188V191L187 190H189L190 189V191H191V194H193L194 193V195L195 196H197L198 198H200L201 199V201H204L203 203L205 204V207L207 206V210L208 209H210V210H212V213L213 214H215L214 216L216 217V218H218V220H220V221H222L223 222V224L225 223V224H229V222L231 221L230 220V218L229 217H227V216H225V215H223V214H221V213H219L218 211H217V209H216V207H213V205H212V203H209L210 202V200H208V198L206 197V196H204V194H205V191L206 190H204V188L202 187V186H200L201 184L199 183V184H197L196 182H198V181H196L195 180V182L194 181H192V180H194V178L192 177V180H191V177H190V181H189V178H187L188 179V181H185V180H187V179H185V178H182L180 175H178ZM238 174V173H237ZM167 175V174H166ZM187 175V174H186ZM191 175V174H190ZM225 175V176H226ZM79 176V175H78ZM66 177V176H65ZM132 177V176H131ZM169 177H170V175H169ZM184 177V176H183ZM171 178V177H170ZM237 178V177H236ZM235 178V179H236ZM84 179V178H83ZM92 180V181H97L98 180V177H96L95 175H93V177H88L86 180ZM239 179V178H238ZM264 179V178H263ZM72 180V179H71ZM100 180V179H99ZM67 181H68V179L66 180V181H64V183H67ZM130 181H132V180H130ZM98 182V181H97ZM127 182V181H126ZM79 183V182H78ZM221 183V182H220ZM233 183V182H232ZM237 183H239V182H237ZM264 184V183H263ZM127 186V185H126ZM238 186H239V184H238ZM241 186V185H240ZM203 189H202V188ZM242 188V187H241ZM138 188H136V186L135 185H128L127 187H124V188H121V197H120V200H123L124 201V203H126V206H128L129 207V209H130V212L127 214V215H129V219H130V222H132L133 223V225H135L136 226V228H137V230L139 231V234H140V236H141V239L143 238L144 240H146V241H148L147 243H149L150 245H155V238H154V236H156V232H155V229L156 228H154L155 226H154V224H153V222L152 221H150V216H148V209H147V205L144 203V200H143V198L141 197L142 195H140V192L137 190ZM212 189V188H211ZM262 189V188H261ZM62 188H60V193H61V195H62ZM204 190V191H203ZM189 191V192H190ZM208 191V190H207ZM246 191V190H245ZM119 192V191H118ZM209 192V191H208ZM260 192H262V191H260ZM59 193V194H60ZM208 194V193H207ZM247 195V194H246ZM250 195V194H249ZM261 195V194H260ZM146 196V195H145ZM181 196V195H180ZM208 196V195H207ZM248 196V195H247ZM144 197V196H143ZM250 197H252L251 195H250ZM254 197V196H253ZM252 197V198H253ZM122 198V199H121ZM148 198V197H147ZM193 198V197H192ZM196 198V197H195ZM261 198V197H260ZM60 199H61V197H60ZM182 199V198H181ZM180 199V200H181ZM226 199H228V198H226ZM148 200V199H147ZM149 201V200H148ZM191 201V200H190ZM200 201V202H201ZM145 202H146V200H145ZM199 202V201H198ZM174 203V202H173ZM148 204V203H147ZM202 204V203H201ZM220 206V205H219ZM124 207V206H123ZM239 209V208H238ZM261 209H263V208H261ZM264 210V209H263ZM258 211V210H257ZM150 212V211H149ZM151 212H153V211H151ZM185 212V211H184ZM221 212V211H220ZM263 212V211H262ZM176 213H178V209H177V211H176ZM245 213V212H244ZM256 213V212H255ZM258 213V212H257ZM260 213H261V211H260ZM153 214V213H152ZM180 214H181V212H180ZM184 214V213H183ZM183 214H181V215H175V213H173V215H174V220H175V231H176V236H177V238H178V240H179V242H180V246H179V249H178V251L179 252H184V253H187V254H190V253H188V250H186V249H188L189 248V250H191V248H193L195 245H196V243L199 241V237L197 236L198 234L196 233V229L194 230V228H193V225H191V223H190V221L185 217V216H183ZM262 214V213H261ZM185 215V214H184ZM228 215V214H227ZM250 215V214H249ZM255 215V214H254ZM258 215V214H257ZM256 215V216H257ZM260 215V214H259ZM264 215V214H263ZM251 216H253V214H251ZM255 216V217H256ZM170 218V217H169ZM242 218V217H241ZM252 218V217H251ZM129 221V220H128ZM235 221V220H234ZM237 221V220H236ZM238 222H240V221H238ZM249 222H251L250 220H249ZM233 223V222H232ZM236 223V222H235ZM234 223V226L236 225V224H238V223H236L235 224ZM259 223V222H258ZM158 224H160V223H158ZM193 224V223H192ZM241 224V223H240ZM242 224H243V222H242ZM241 224V225H242ZM249 224V223H248ZM246 225H247V223H246ZM226 226V225H225ZM228 226V225H227ZM230 226V225H229ZM240 226V225H239ZM238 226V227H239ZM157 227V226H156ZM236 227V226H235ZM238 227H236V228H238ZM245 227V226H244ZM247 227H248V225H247ZM247 227H245V228H247ZM229 229L231 228V227H228ZM245 228H243V229H245ZM227 229V228H226ZM228 229V230H229ZM227 230V231H228ZM234 230V229H233ZM238 230V229H237ZM242 230V229H241ZM223 231V230H222ZM231 231V230H230ZM230 231H228V232H230ZM175 233V232H174ZM226 233V232H225ZM224 235V234H223ZM228 235V234H227ZM222 236V235H221ZM221 236H220V239H221ZM262 237V236H261ZM237 238V237H236ZM247 238V237H246ZM219 240V239H218ZM236 241V240H235ZM261 242V241H260ZM218 243V242H217ZM223 243H225V242H223ZM233 243V242H232ZM240 243V242H239ZM228 244V243H227ZM235 244V243H234ZM247 244V243H246ZM214 245V244H213ZM238 245V244H237ZM222 246H223V244H222ZM228 246V247H227ZM236 246V245H235ZM155 247H157V246H155ZM243 247V246H242ZM253 247V246H252ZM153 248V247H152ZM176 248V247H175ZM208 248V247H207ZM206 248V249H207ZM220 248H221V246H220ZM233 248V247H232ZM232 248H229V245H224L223 246V248L222 249H220V252H219V250L217 251V252H219L218 253V259L216 260H214V258H213V260L211 259V261H210V264H231V263H233L232 262V260L233 259H235V257H233L235 254H237L238 252H234V255L232 254L233 252H232V250L234 249H232ZM238 248V247H237ZM241 248V247H240ZM163 249V248H162ZM204 249V248H203ZM202 249V250H203ZM213 249V248H212ZM248 249V248H247ZM164 250V249H163ZM243 250V249H242ZM248 250H250V248L248 249ZM175 251V250H174ZM246 251V250H245ZM232 252V253H231ZM207 254V250H206V252H204V254ZM249 253V252H248ZM177 254V253H176ZM186 254V255H187ZM245 255H246V258H247V254L245 253ZM244 255V256H245ZM249 255V254H248ZM252 255V254H251ZM251 255H249V256H251ZM236 256V255H235ZM243 256V257H244ZM241 259L239 260V262H240V264H252V262H250V263H247V260L249 259L250 261H251V259L248 257V259H242L243 257H241V256H239ZM238 258V257H237ZM245 258V257H244ZM251 258H252V256H251ZM252 259H254V258H252ZM237 260V259H236ZM256 260V259H255ZM255 260H254V262H255ZM260 260V259H259ZM262 260V259H261ZM258 261V260H257ZM264 261V260H263ZM253 262V263H254ZM236 262H234V264H235ZM237 263H238V261H237ZM207 264H208V262H207ZM255 264V263H254Z\"/></svg>","mask_w":264,"mask_h":264},{"label":"built area","instance_id":"2783aa9c","mask_svg":"<svg viewBox=\"0 0 264 264\" xmlns=\"http://www.w3.org/2000/svg\"><path fill=\"white\" fill-rule=\"evenodd\" d=\"M253 106L260 116V124L264 130V92L263 91L258 90L254 93Z\"/></svg>","mask_w":264,"mask_h":264}]
</instances>
